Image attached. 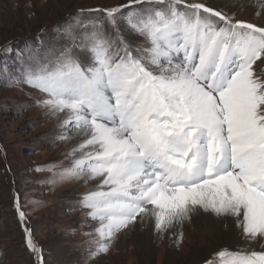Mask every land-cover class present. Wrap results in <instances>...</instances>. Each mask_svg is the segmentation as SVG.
<instances>
[{
	"label": "snow or ice",
	"instance_id": "1",
	"mask_svg": "<svg viewBox=\"0 0 264 264\" xmlns=\"http://www.w3.org/2000/svg\"><path fill=\"white\" fill-rule=\"evenodd\" d=\"M89 11L102 19L72 40L84 56L72 47L29 55L22 79L8 83L42 94L37 104L61 116L58 139L79 138L71 167L48 171L98 182L80 202L96 223L87 259L136 224L173 232L179 244L185 223L203 213L234 217L245 241L260 242L222 248L205 264H264V24L190 0ZM122 21L142 44L125 39ZM17 211L23 222L18 202Z\"/></svg>",
	"mask_w": 264,
	"mask_h": 264
},
{
	"label": "rangeland",
	"instance_id": "2",
	"mask_svg": "<svg viewBox=\"0 0 264 264\" xmlns=\"http://www.w3.org/2000/svg\"><path fill=\"white\" fill-rule=\"evenodd\" d=\"M126 2L0 0V264H37V257L27 247L25 228L30 229L40 248L43 264H169V259L186 264L191 242L197 244L200 252L214 244L209 240L202 245L187 237L177 244L171 236L164 240L165 233H160L159 237L154 236L153 252L147 256L144 247L133 243L127 233L116 237L108 253L88 260L96 223L87 217L80 195L96 182L82 177L60 179L48 171L50 167L59 171L72 165L66 140L58 139L65 132L59 126V116H51L37 104L42 95L38 90L22 83L8 86L10 81L22 79L29 55L42 57L50 48L72 47L74 55L84 56V49L73 45L72 40L83 39L84 24L102 19V14L89 10ZM190 2L204 3L237 20L264 24V16L257 8L261 0L253 5H246L243 0ZM121 26L125 39L143 43L142 37L129 35L123 21ZM17 202L26 214L23 222ZM138 231L132 230V234H139ZM218 243L217 251L259 248L256 241L237 242L233 247ZM212 258H204L200 264Z\"/></svg>",
	"mask_w": 264,
	"mask_h": 264
},
{
	"label": "bare ground",
	"instance_id": "3",
	"mask_svg": "<svg viewBox=\"0 0 264 264\" xmlns=\"http://www.w3.org/2000/svg\"><path fill=\"white\" fill-rule=\"evenodd\" d=\"M246 5H253L257 3L259 0H243ZM259 7V8H258ZM257 8L260 9V13L264 16V0L257 3ZM58 119V118H57ZM61 121V116H59ZM71 136L70 139L66 140V145L68 147V151L70 152L72 147L79 143V138L71 133H67ZM70 161L72 162V156L70 155ZM65 182V181H64ZM93 182H96V185L92 187V189L97 187V180L93 179ZM86 193V192H85ZM81 194V198L85 194ZM138 229L139 234H132V230ZM131 231L126 230V234H130V240L133 243H140L144 247V252L147 256L151 254L153 246V238L154 236H160L161 234L154 229V225L149 222L145 223L143 226L140 224H136V227ZM183 237H187L192 241H197L198 243H204L209 240H212L214 244L208 245L201 252L197 248V244L191 242L192 246L190 255L186 261V264H200L201 260L207 257H212L214 253L217 251V247L219 246L218 241L224 244V247H233L238 243H243L245 240L241 235V230L236 225V221L234 217H210L207 214H200L191 220V222L185 223L183 226ZM126 234L119 235L124 237ZM132 234V235H131ZM165 237H162L164 240H167L168 236H171L173 240L176 241V237L173 232H165ZM210 243V242H209ZM255 243V242H254ZM260 242L257 240L256 244ZM139 245V244H138ZM203 245V244H202ZM207 245V244H206ZM223 246V245H222ZM185 247V245H184ZM221 248V247H220ZM179 253V252H178ZM179 255V254H178ZM149 264V263H147ZM169 264H177L175 259H169Z\"/></svg>",
	"mask_w": 264,
	"mask_h": 264
}]
</instances>
